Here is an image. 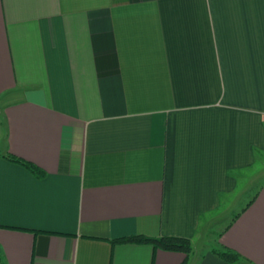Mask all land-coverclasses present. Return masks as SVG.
I'll return each instance as SVG.
<instances>
[{
  "label": "crops",
  "instance_id": "obj_1",
  "mask_svg": "<svg viewBox=\"0 0 264 264\" xmlns=\"http://www.w3.org/2000/svg\"><path fill=\"white\" fill-rule=\"evenodd\" d=\"M257 163L264 0H0V264H264Z\"/></svg>",
  "mask_w": 264,
  "mask_h": 264
},
{
  "label": "trees",
  "instance_id": "obj_2",
  "mask_svg": "<svg viewBox=\"0 0 264 264\" xmlns=\"http://www.w3.org/2000/svg\"><path fill=\"white\" fill-rule=\"evenodd\" d=\"M12 161L20 162L27 166L32 172L36 173L38 176L43 175V171L36 166L34 163L24 160L22 158L16 157L14 155L8 156ZM114 244L118 243H138V244H152L157 248L169 250V251H180L184 252L189 256L193 252V245L189 238L179 237V236H148L145 234H134L123 237H118L111 239ZM223 256L229 260H236L238 258L237 253L234 251H227L223 253ZM185 260L182 264H186Z\"/></svg>",
  "mask_w": 264,
  "mask_h": 264
},
{
  "label": "rangeland",
  "instance_id": "obj_3",
  "mask_svg": "<svg viewBox=\"0 0 264 264\" xmlns=\"http://www.w3.org/2000/svg\"><path fill=\"white\" fill-rule=\"evenodd\" d=\"M264 171V163H257L256 165H255V169L253 170V172H254V175L256 176L258 173H261V172H263ZM256 179H255V184H256ZM255 187H256V185H255ZM247 198H249V197H244V201L245 200H247ZM227 217V216H226ZM227 218H225V219H223V220H226Z\"/></svg>",
  "mask_w": 264,
  "mask_h": 264
}]
</instances>
